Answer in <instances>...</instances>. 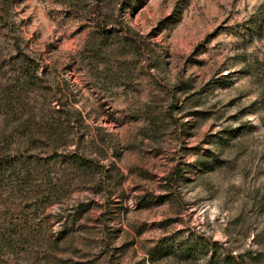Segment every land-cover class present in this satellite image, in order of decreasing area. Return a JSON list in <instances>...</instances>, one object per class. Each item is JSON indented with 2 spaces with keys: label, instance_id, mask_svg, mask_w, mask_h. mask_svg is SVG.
Here are the masks:
<instances>
[{
  "label": "rangeland",
  "instance_id": "obj_1",
  "mask_svg": "<svg viewBox=\"0 0 264 264\" xmlns=\"http://www.w3.org/2000/svg\"><path fill=\"white\" fill-rule=\"evenodd\" d=\"M0 264H264V0H0Z\"/></svg>",
  "mask_w": 264,
  "mask_h": 264
},
{
  "label": "trees",
  "instance_id": "obj_2",
  "mask_svg": "<svg viewBox=\"0 0 264 264\" xmlns=\"http://www.w3.org/2000/svg\"><path fill=\"white\" fill-rule=\"evenodd\" d=\"M24 169L16 158L0 151V184L7 181L19 184L24 179ZM206 264H216L214 257L211 256Z\"/></svg>",
  "mask_w": 264,
  "mask_h": 264
}]
</instances>
